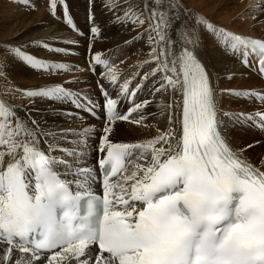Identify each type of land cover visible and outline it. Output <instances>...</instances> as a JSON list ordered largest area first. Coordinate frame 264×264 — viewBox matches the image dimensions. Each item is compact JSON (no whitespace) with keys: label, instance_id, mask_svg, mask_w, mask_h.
I'll use <instances>...</instances> for the list:
<instances>
[{"label":"snow or ice","instance_id":"6c2138e0","mask_svg":"<svg viewBox=\"0 0 264 264\" xmlns=\"http://www.w3.org/2000/svg\"><path fill=\"white\" fill-rule=\"evenodd\" d=\"M14 2L35 10L30 0ZM103 7L113 13L110 22L139 29L126 44L146 37L143 65L152 66L135 74V84V77L121 82L115 65L99 52L90 54L82 69L27 51L42 47L73 54L46 40L4 47L0 78L7 79L8 58L49 76L102 66L103 79L119 91L113 98L97 81L104 98L98 104L84 89L65 86L87 83L81 77L10 88L29 105L68 103L93 116L100 108L103 134L95 146L88 143L94 126L53 131L32 116L33 109L20 116L0 98V264H264V159L259 166L250 162L245 152L253 145H234L229 131L236 125L264 131V110L222 106L226 96L264 105V90L220 88L219 73L202 55L207 33L225 56L264 77V37L218 27L181 0H103ZM249 7L264 12V3ZM94 9V0H88L87 32L76 24L68 0H49L47 11L85 37L90 51L101 33ZM138 93L152 99L161 94L156 107L168 110L167 127L150 139L117 142L118 121L141 124L147 115H164H146L151 99H138ZM120 100L128 102L126 112L119 110ZM90 147L99 154L93 167L87 166Z\"/></svg>","mask_w":264,"mask_h":264},{"label":"bare ground","instance_id":"6f19581e","mask_svg":"<svg viewBox=\"0 0 264 264\" xmlns=\"http://www.w3.org/2000/svg\"><path fill=\"white\" fill-rule=\"evenodd\" d=\"M72 1H73L72 12L74 14L77 13L78 15L77 17L80 20L79 23L81 24L82 27H84V22L82 21L80 16L84 15L85 12L84 11L85 0H78V2L76 0H72ZM136 2L143 3L142 0H136ZM181 2L192 13H198L204 16L210 22L216 24L218 27H225L227 30H233L234 32L243 33L253 38L264 37V23H258L261 17H264V12L254 11L249 7L251 4L264 3V0H181ZM94 4H95L94 10L96 13V22L99 24L101 28V33L99 37L92 42V47L90 50L91 54L99 51H101L100 53H102L110 45L111 46L114 45V49L124 47L123 48L124 51H128L129 49L134 51L136 49V46L139 44L140 50L137 53H135L136 51H134L132 55L134 59H127L124 63L119 64V66L115 68L116 72L117 70L124 69V71L128 73L127 72L128 70L126 69L128 66L131 65L133 68L132 70H130L131 68L129 69V75L127 77L128 79L135 77L136 76L135 74L141 70L143 61L148 59L147 54L149 52V47L147 45L146 40L143 42L133 41L132 43L126 44L125 41L135 36L136 31H139V29L133 31L132 25L129 23L128 25L119 24L120 28L116 30L115 25L118 23L110 22L113 20V13L103 7V0H94ZM8 11H11V9H9ZM19 14L20 12L15 13V15H19ZM118 14L120 13L118 12ZM10 15H12V13L9 14V16ZM181 15L185 19L188 18L184 13V9ZM253 17H255V19H253ZM79 23L78 25H80ZM53 24L55 27L54 30H51L50 35L63 32L64 29H66L63 23L53 22ZM107 24H112V25H110L109 27V25ZM33 40L37 41V38L31 39L29 41H33ZM202 55L207 56L208 60L213 66V69L217 73H219L221 77L219 82L220 88L239 89V90H250V89L264 90V77H262L257 70L255 71L253 69L245 67L241 61L235 58L224 56L222 52H220V50L215 47L205 48V51L204 53H202ZM108 58H109V53L107 55L106 54L102 55V59H107L108 61H111ZM250 59L252 58L250 57ZM85 62H88V60H85ZM135 63H138V66L136 68H134L133 66ZM151 66L152 65H144L142 69H148ZM256 68L258 69V63L256 64ZM15 69H16V73L18 72L23 73L22 70H24L25 73V76L22 77V83L18 85L19 87L35 88L37 86H41L47 83H53L52 81L45 79L44 76H40L39 74L35 75L33 73L34 70L31 69L30 67H27L25 69H23L22 67H16ZM229 72L233 74L231 80L227 79ZM118 78L121 82L124 81L122 80L123 76H121V78L118 76ZM1 80L2 79L0 78V83L2 82ZM83 80L87 81V83L72 85L71 87L73 88V90L87 89V92H89L88 95H90L91 98L94 101H96L98 104H102L104 98L100 94V88L96 86V81L94 76L83 78ZM136 81L137 79L134 81V83ZM11 82L12 81L9 80V83ZM55 82H60V80L57 79L55 80ZM100 84H103L106 88H108V90H110L111 85L108 84L104 79H101ZM117 88L119 90L118 85L116 87V90ZM98 92L102 99L97 98L98 95L96 93ZM112 97L114 98V95H112ZM137 97L139 99H143V98L151 99V97H147L146 94L142 96L140 93L137 94ZM163 99L164 101H167L169 97L165 95ZM151 100H152L151 104L146 108V115L148 113H159L161 111L164 112V115H147V119L144 120L141 124H133L129 122L118 121L116 124V128L118 131V134L115 137L116 140H120L119 142L143 141L156 136L157 129L163 131L167 127L168 110L160 109V108H156L155 110L152 109V107L154 106L152 105L153 103L161 102L160 96L159 99L156 101H154V99ZM39 103L43 104L44 102H39ZM41 104L35 103L34 106H29L26 109H33L31 114L34 118L40 119L42 122L46 121L47 123L45 124V127L50 128L53 131H56V129L59 130L60 128L71 127L70 118H66L63 114H59L56 111L61 110L64 112L65 111L68 112L69 110H72L73 106H71L68 103H58L53 101H49L47 105H41ZM24 106H26L24 103H19L16 105V107H23V108ZM222 106L225 108V110L244 111L246 113L254 112L256 110H264V105L260 104L259 102L258 103L255 102L254 99L252 100L236 99L227 96L224 98L222 102ZM127 107H128L127 101L125 100L119 101V105H118L119 110L126 112ZM35 109H39V111H35ZM53 109H55L56 111H53ZM16 111L19 113L20 116L26 115V113L23 111H20L18 109H16ZM77 111L81 112L82 115L86 117V114L83 112L84 110L83 111L77 110ZM95 117H97L96 114ZM102 121H98L90 117L88 122H86L85 126L91 125L94 126L96 129V132L93 133L92 135V139L89 140V142H91L90 146H94V144L98 142L97 137L103 134L101 131L103 125ZM229 131L232 136V142L234 145L241 147L248 144L253 145V147L247 149L245 155L248 157L250 162L259 166L260 160L264 159V137H263L264 134H260L259 132L261 131L258 128L251 125L248 126L236 125L235 127H230ZM255 134L260 136H256ZM256 141H260V143H255ZM98 155L99 154L95 152L92 147L87 149V160H88L87 166L89 167L95 166V160L98 158ZM98 181L102 182L99 179ZM94 187H96V185H94ZM16 255H19V253H17Z\"/></svg>","mask_w":264,"mask_h":264},{"label":"rangeland","instance_id":"374dc122","mask_svg":"<svg viewBox=\"0 0 264 264\" xmlns=\"http://www.w3.org/2000/svg\"><path fill=\"white\" fill-rule=\"evenodd\" d=\"M76 1L78 2V0H76ZM30 2H31V4L35 5V10H31L27 6L16 3V2H14V0H0V28L2 29V30L0 29V59L4 58V47L6 44L21 45V44L28 43L29 40H31V39L37 38V40H46L48 43H50L53 46V48H56V47L66 48L73 54L67 55V56H65L63 54L57 55L55 53L48 52V51L44 50L42 47L41 48H29V49H27V51H29L30 53H35L39 58H42V59H49V60L55 61V62H64V63L69 64V66L79 65L80 68L86 69V66L88 67V62H85V60H89L88 57H90L91 51H89L87 48V43H86L87 40L85 39V37L78 35L76 32H74L71 28H69L65 24L64 25H65L66 29H64L63 32H59V33L50 35L51 30H54V27H55L53 22L62 23V21L53 18L50 15V13L47 11L49 0H30ZM72 2H73L72 0H68V3H69L70 8H71V12H72V7H73ZM142 2H143V0H142ZM84 3H85V9H84L85 12L83 11L84 15H82L84 17L80 16L82 21L84 22V27H82L81 24L79 23L80 20L77 17L78 16L77 13L74 14L72 12V14H73V17H74L76 24L77 25H78V23L80 24V25H78V27L81 30L83 29V31L87 32L88 0H85ZM9 9H11V11H8ZM180 11H181V13H183V9H181ZM16 12H20V14L15 15ZM11 13H12V15L9 16V14H11ZM107 25H109V27H110V25H112V24H107ZM119 28H120V25L116 24L115 29L118 30ZM231 31H233V30H231ZM66 39L77 40V41H79V44H78V46L72 45V44H66L63 42ZM204 39H205L204 40L205 41V48L215 47L212 43V37L207 35V33L204 34ZM129 40H131V39H129ZM145 40H146V37L144 39H141L138 41L143 42ZM33 41H35V40H33ZM123 48L124 47L114 49V45L113 46L110 45V46H108V48L105 51H103L101 53V56L104 54L107 55L109 53L108 59L111 60V61H109V63L111 65H115V68H116L119 66V64L124 63L127 59H134V57L132 56L134 51H136L135 53H137L140 50L139 44L136 46V49L134 51H132L131 49H129L128 51H124ZM215 48L219 49L220 52H222V54L225 56V54L223 53V51L219 47H215ZM100 52L101 51H99V53ZM226 57H228V56H226ZM232 58H234V57H232ZM133 66H134V68H136L138 66V63H135ZM143 66L144 65L142 64V68H143ZM16 67H22L23 69L27 68V66H25L22 62L8 58L7 66L4 69V71L7 74V79L1 78L2 82L0 83V98L6 100L9 104L15 106L16 109L26 113L25 109L29 106H34L35 104L29 105V102L27 99H21L19 93L10 90V88H15V87H18L21 89H29V88H22V87L18 86L22 83V77L25 76V73H24V70H22L23 73H20V72L16 73V69H15ZM101 67L102 66H98L97 70L93 73H92V71H87V70L82 71V72L81 71L69 72L67 74H60V75L53 74L50 76L44 75L41 72H37V71H34L33 73L35 75L39 74L40 76H44L45 79L52 81L53 83H65L66 81L72 79L73 77H81L83 79V78H88V77L94 76L95 81H96V86H98L97 81H99L101 83V79H103L101 73H103L105 71L103 69V67L102 68ZM132 68L133 67L131 65L127 67L126 70H128L127 71L128 73H126V71H124V69L117 70L116 73H118V76L120 78H121V76H123L122 80H126V79H128L127 76L129 75V69L132 70ZM142 68L138 72L141 75L143 74L144 71L147 70V69H142ZM57 79L60 80V82H55V80H57ZM136 79L138 80L139 77L135 76V78L132 80L133 84H135L134 81ZM9 80H11L12 82L9 83ZM65 86L71 87L72 85H68L65 83ZM84 90H86V92H87V89H84ZM118 91H119L118 88H117V90L116 89L113 90L112 86L110 87V90H109V92H111L112 95H114V98L116 97ZM87 93L89 94V92H87ZM96 94L98 95L97 98H101L99 92ZM159 96L161 98V94L157 93L156 97L154 98V101L158 100ZM254 101L258 103V101H256L255 99H254ZM39 102H44V103L41 104ZM48 102L49 101H41V100L36 101L37 104H41V105H47ZM19 103H24L26 106H24V108L23 107H16V105ZM251 104H254V103H251ZM152 105H154L152 107V109L155 110L157 108L156 107L157 103H153ZM75 109L76 108L72 107V110L68 111V112L73 113V116L70 118V126L73 129H76V130L81 129L83 126L86 125V122H88L90 117L92 119H96L98 121L103 120V116H102L100 108H98L95 111V114L97 115V117L93 116L92 114H90L89 112H87L85 110L83 111L82 109L81 110L80 109L75 110ZM77 110L83 111L86 114V117L84 115H82L81 112H78ZM231 111H234V110H231ZM56 112L59 114H63L64 111L57 110ZM234 112H238V111H234ZM77 117H79V119H77ZM124 122H127V121H124ZM102 127H103V125H102ZM56 131H58V129H56ZM259 133L264 134V131H261ZM255 135L260 136L257 134H255ZM72 138L73 137L69 136V139H72ZM116 141L119 142L120 140H116ZM88 143H89V145L91 144V142H89V141H88ZM97 144H98V142L96 144H94V146Z\"/></svg>","mask_w":264,"mask_h":264}]
</instances>
